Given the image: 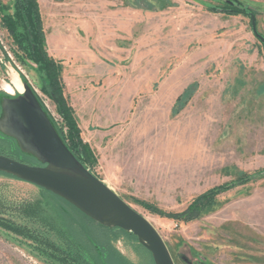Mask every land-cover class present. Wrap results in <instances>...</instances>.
Segmentation results:
<instances>
[{
    "label": "rangeland",
    "instance_id": "374dc122",
    "mask_svg": "<svg viewBox=\"0 0 264 264\" xmlns=\"http://www.w3.org/2000/svg\"><path fill=\"white\" fill-rule=\"evenodd\" d=\"M36 1L46 50L97 159L89 170L153 224L175 264H264V172L220 191L196 219L141 203L181 212L236 174L264 169V44L251 27L253 17L264 38V0ZM15 15V0H0V93L25 78L66 136L43 66L9 31L14 20L23 32ZM56 204L0 174V264H73L47 243L66 247L69 223ZM108 238L128 264H154L136 240Z\"/></svg>",
    "mask_w": 264,
    "mask_h": 264
},
{
    "label": "water",
    "instance_id": "95a60500",
    "mask_svg": "<svg viewBox=\"0 0 264 264\" xmlns=\"http://www.w3.org/2000/svg\"><path fill=\"white\" fill-rule=\"evenodd\" d=\"M251 27L264 44L253 17ZM19 78L22 92L0 95V135L12 139L20 153L34 158L36 164L0 153V172L53 193L103 227L132 234L154 264H175L153 224L76 158L32 87Z\"/></svg>",
    "mask_w": 264,
    "mask_h": 264
},
{
    "label": "trees",
    "instance_id": "16d2710c",
    "mask_svg": "<svg viewBox=\"0 0 264 264\" xmlns=\"http://www.w3.org/2000/svg\"><path fill=\"white\" fill-rule=\"evenodd\" d=\"M16 21L23 29L22 33H18L17 25L14 20H9L7 24L9 31L15 34V42L23 50L26 57H30L34 61H38L43 66L47 77V85L49 87L48 93L53 97L57 104L58 113L61 115L67 127V135L64 136L57 128V131L67 147L74 153L76 158L87 168L93 167L97 163V159L89 144L84 142L81 136V129L78 120L75 116L73 107L68 102L67 96L64 94V86L62 83V65L54 60L46 50L45 36L42 27L41 17L38 11V4L36 0H15ZM8 21V22H9ZM25 80L24 78H22ZM180 96L177 97L178 101ZM54 124V123H53ZM0 153L11 158L20 155L26 160H32L36 164L34 158L21 154L15 142L7 137L0 135ZM15 159V158H14ZM18 160V159H17ZM26 162L24 160H19ZM264 172V169H258L253 173L242 172L235 175V180L228 183L215 186L204 193L197 195L192 202L181 212H167L155 208L154 206L142 202L141 203L148 209L153 210L155 213L171 218L176 221H188L198 218L207 208L216 205L215 195L220 191H227L234 183L245 184L254 179L257 174ZM6 175L4 173H1ZM9 176V175H7ZM11 177V176H9ZM44 194H47L51 200L57 204L58 214L61 219L69 224H77L74 227L67 225L69 228L65 234L66 247L65 249L56 246L52 242H47L49 246L59 251L65 252V255L71 259L73 264H128L122 256L115 251L110 245L108 234L120 232L133 240L135 236L126 233L118 228H106L94 222L77 208L69 204L62 198L54 195L53 193L39 188ZM78 227V228H76ZM16 229V228H12ZM75 234V235H74ZM75 237L76 240L71 237ZM79 240V241H78Z\"/></svg>",
    "mask_w": 264,
    "mask_h": 264
},
{
    "label": "bare ground",
    "instance_id": "6f19581e",
    "mask_svg": "<svg viewBox=\"0 0 264 264\" xmlns=\"http://www.w3.org/2000/svg\"><path fill=\"white\" fill-rule=\"evenodd\" d=\"M12 83H13L14 87L17 89L18 92H22L23 91V86L21 84V79L19 78L18 75L13 76Z\"/></svg>",
    "mask_w": 264,
    "mask_h": 264
},
{
    "label": "flooded vegetation",
    "instance_id": "af4514ba",
    "mask_svg": "<svg viewBox=\"0 0 264 264\" xmlns=\"http://www.w3.org/2000/svg\"><path fill=\"white\" fill-rule=\"evenodd\" d=\"M25 79V78H24ZM26 81V80H25ZM18 94V91H16V93L15 92H12V93H0V95H6V96H15V95H17Z\"/></svg>",
    "mask_w": 264,
    "mask_h": 264
}]
</instances>
